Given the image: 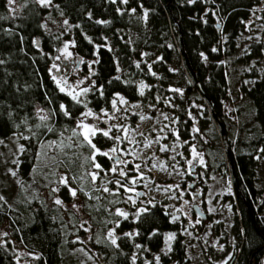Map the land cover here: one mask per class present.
I'll use <instances>...</instances> for the list:
<instances>
[{"label":"trees","instance_id":"obj_1","mask_svg":"<svg viewBox=\"0 0 264 264\" xmlns=\"http://www.w3.org/2000/svg\"><path fill=\"white\" fill-rule=\"evenodd\" d=\"M17 2L18 8L12 11L8 0H0V143L12 134L19 135L17 173L26 189L17 191L11 204L0 199V223L7 220L12 237L29 254L37 253L31 262L192 264L183 233L185 223L172 219L166 201L151 200L139 211L125 196L122 181L127 176L108 173L118 154L105 156L100 149L112 152L118 145L114 136L96 131L90 136L95 145L92 148L76 123L85 108L111 109L121 93L139 99L146 108L183 109L177 112L179 130L187 138L192 123L184 110L190 107L183 103L182 93L197 98L207 119L220 126L217 143L221 154L226 152L229 157L226 163L240 206L243 244L238 264H257L264 253V198L255 186V154L258 150L264 153V69L260 74L252 69L248 73L252 83L242 87L245 104L260 125L254 135L248 137L247 121L237 123L226 116L224 102L229 96V56L235 52L247 20L259 14L264 20V0ZM61 18L67 21L62 29H48L46 20ZM65 37L72 38L85 65L93 60L91 68H86L92 83L76 99L61 91L49 69L53 53ZM246 47L241 59L258 57L264 51V38ZM174 80L181 82L180 94L173 89ZM38 106L45 114L37 112ZM238 111L242 112L241 107ZM129 117L132 124L138 115L131 113ZM199 141L205 144L201 137ZM50 144L53 147L48 149ZM119 145L127 148L124 140ZM41 155L52 160L56 156L54 161L61 160L72 182L81 187L90 230L80 213L50 198L54 191L49 189L48 178L46 182L35 179L34 170L44 166L37 163ZM44 188L49 189V195L42 193ZM58 193L65 200L71 199L66 182ZM120 207L128 209L126 215L120 214ZM86 235L90 253L95 252L98 260L79 257L81 238ZM169 235H173L171 240ZM21 258L10 240L0 245V264H32Z\"/></svg>","mask_w":264,"mask_h":264},{"label":"rangeland","instance_id":"obj_2","mask_svg":"<svg viewBox=\"0 0 264 264\" xmlns=\"http://www.w3.org/2000/svg\"><path fill=\"white\" fill-rule=\"evenodd\" d=\"M50 1L46 0L44 3ZM38 2L42 3L41 0ZM8 5L12 11L19 6L17 0L8 2ZM65 21L64 18L54 22L46 20V26L48 29H62ZM263 38V17L260 14L258 18L250 17L244 32L237 39L235 52L228 60L229 96L224 102V111L232 121L238 123L243 119L248 122V137L254 135L260 125L253 119L252 109L245 104L242 87L252 83L253 78L248 75L252 69H256L259 74L264 69V51L260 56L246 61L241 57L249 43ZM91 61L93 60H87L85 65L84 58L79 57L74 50L72 38L65 37L62 44L55 49L49 69L60 88L81 97L92 83L89 70L86 69L91 68ZM174 82L173 89L180 94L181 82L176 80ZM181 95L183 103L186 102L190 107L184 109L190 115L192 123L191 135L187 138H183L179 130L177 112L183 109L171 111L158 109L154 105L146 108L139 99H129L121 93L117 94L111 109L93 111L85 108L77 117L76 123L82 134L85 129L81 125H88L96 131H107L114 136L118 144L112 147L111 151L115 149L114 152L100 149L111 156L118 154L108 173L122 177L125 175H121V172L126 174L127 178L122 181L125 196L130 204H137L139 211L151 200L166 201L164 203L171 211L172 219H179L185 223L183 233L192 264H228L234 255L237 257L240 254L243 244L240 206L235 194L234 180L226 163L229 157L226 152L221 154L219 150L221 145L217 143L216 133L221 132L218 122L207 119L204 105L197 98L194 96L188 98L182 93ZM239 107L242 112L238 111ZM37 112L45 114L41 106H38ZM89 112L91 115H86ZM131 113L138 115L132 124L129 117ZM202 117L205 121H202ZM233 135L235 138L236 130L233 131ZM223 136L227 138L226 131ZM199 137L208 145L202 144ZM122 140L125 141L127 148L120 147ZM222 144L224 146L223 140ZM52 147L53 144H50L48 149ZM20 150L18 134H12L0 143V197L8 204L13 203L17 191L22 190V187L26 189V186H22L17 173ZM255 155L257 156L255 186L264 198V153L260 154L258 150ZM46 157L43 155L38 157L37 163L44 166L34 170L35 179L46 182L48 178L49 189L52 188L54 191L50 198L59 200L64 208L80 213L82 223L90 230L87 215L83 213L85 199L81 187L72 182L68 169L61 160L54 161L56 156L54 160ZM46 161L51 164L48 166ZM211 164H216L218 169ZM113 167L116 168L115 172L111 170ZM38 172L41 174L38 175ZM65 182L71 194L75 191L70 200L63 199L58 193L60 186ZM49 189L44 188L42 193L49 195ZM85 193L88 191L85 190ZM195 203H199L206 212V218H202L194 211ZM255 203L257 204L256 201ZM120 210L123 213L128 211L126 207H120ZM7 240L11 241L19 259L23 255L22 261L31 262L37 256V253L29 254L28 250L12 237L9 224L4 220L0 223V245L5 244ZM88 240L89 235L81 238L79 257L91 261L94 256L93 259L98 260L95 252L93 255L90 253ZM234 264H238V261ZM257 264H264V253L259 257Z\"/></svg>","mask_w":264,"mask_h":264},{"label":"snow or ice","instance_id":"obj_3","mask_svg":"<svg viewBox=\"0 0 264 264\" xmlns=\"http://www.w3.org/2000/svg\"><path fill=\"white\" fill-rule=\"evenodd\" d=\"M8 2H9V3H12V0H8ZM41 2L44 3V2H46V0H41ZM125 2H126V0H125ZM65 23H67V21H65ZM65 47H67V46H65ZM63 90H64V89L61 88V91H63ZM85 91H86V90H85ZM69 94L71 95V93H69ZM72 98H73V99H76L75 96H73ZM63 107H64V106L61 105V108H62V109H63ZM65 114H67V113H65ZM86 115H91V112L87 113ZM81 126L85 129V131H84V133H83V135H84V139L88 142V144H89L92 148H95V145L92 144V142H91L90 135H91V136H95V135H96V129H95V128H92V127H89L88 125H81ZM103 135L108 136V132H107V131L103 132ZM162 150H163V149H162ZM97 151H99V150L97 149ZM112 151L114 152L115 149H113ZM103 155L107 156L108 153L105 152V153H103ZM118 163H119V161H118ZM96 167L99 168L100 166L97 164ZM137 168H139V165H137ZM111 170H112L113 172H115V171H116V168L113 167ZM13 174H14V173H13ZM121 175H126V174L123 173V172H121ZM92 178L95 179V175H94V174H93V177H92ZM133 182H135V181H133ZM117 183H119V182H117ZM104 190H105V191H108L107 188H105ZM72 194L75 195V191H73ZM0 199H3V198L0 197ZM56 203L59 204L60 201L57 200ZM117 211L119 212V210H117ZM120 214H121V215H126V214H124V213H120ZM110 235H111V233H110ZM172 238H173V235H169V236H168V239H169V240H171ZM112 242L115 243V240H113Z\"/></svg>","mask_w":264,"mask_h":264},{"label":"water","instance_id":"obj_4","mask_svg":"<svg viewBox=\"0 0 264 264\" xmlns=\"http://www.w3.org/2000/svg\"><path fill=\"white\" fill-rule=\"evenodd\" d=\"M194 183V182H193ZM193 208H194V210L202 217V218H206V216H207V214H206V212H204L203 210H202V208L200 207V205H199V203H195L194 205H193ZM228 264H232V260L228 263Z\"/></svg>","mask_w":264,"mask_h":264},{"label":"flooded vegetation","instance_id":"obj_5","mask_svg":"<svg viewBox=\"0 0 264 264\" xmlns=\"http://www.w3.org/2000/svg\"><path fill=\"white\" fill-rule=\"evenodd\" d=\"M239 255H240V254H238L237 257L234 255V256L231 258V260H232V264H234L235 261H236V263H237V261H238V259H239ZM231 260H230V261H231ZM230 261H229V262H230Z\"/></svg>","mask_w":264,"mask_h":264}]
</instances>
